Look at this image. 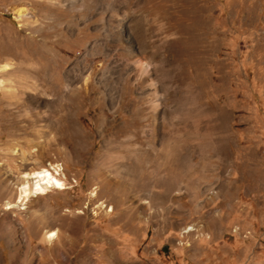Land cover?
I'll return each mask as SVG.
<instances>
[{
    "label": "rangeland",
    "instance_id": "obj_1",
    "mask_svg": "<svg viewBox=\"0 0 264 264\" xmlns=\"http://www.w3.org/2000/svg\"><path fill=\"white\" fill-rule=\"evenodd\" d=\"M7 62L0 264H264V0H0Z\"/></svg>",
    "mask_w": 264,
    "mask_h": 264
},
{
    "label": "bare ground",
    "instance_id": "obj_2",
    "mask_svg": "<svg viewBox=\"0 0 264 264\" xmlns=\"http://www.w3.org/2000/svg\"><path fill=\"white\" fill-rule=\"evenodd\" d=\"M17 14H18L17 15L18 19L20 21H23V17L26 15V10L24 8L18 9ZM11 68H12V64L10 62L2 63L0 65V72H2V73L8 72V71H10ZM32 70L33 71H31V68H29V69L22 71V73L25 75V78L26 77H28V78L36 77L37 71H35L34 69H32ZM1 82H3V81H1ZM69 95H70V93H69ZM61 102H62V100H59V101H57V99L53 100V106L57 107L59 105V103H61ZM65 103H67V102H65ZM49 121H50V119H49ZM51 123H53L52 120H51ZM48 142L49 141H46V143H48ZM55 170H56V172H53L49 168L42 167V168L34 170L32 172L25 173L23 176V180L21 182V186H20V194H19L18 203H21L24 199H29L31 196L37 197L38 195L46 194L53 188H64V187H66L65 186L66 181L63 178L59 177V175L63 174L61 169H59L58 167H55ZM96 193L97 192L95 191L94 194H96ZM13 206H15V204L13 205L11 203H8L7 208H12ZM110 210H112V208H110ZM191 230H194L193 226L188 227L186 229V232H189ZM56 237H57L56 231H49L46 233V238L49 240H54Z\"/></svg>",
    "mask_w": 264,
    "mask_h": 264
}]
</instances>
